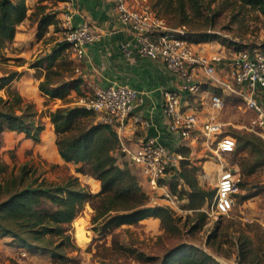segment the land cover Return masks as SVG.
<instances>
[{"label":"trees","instance_id":"1","mask_svg":"<svg viewBox=\"0 0 264 264\" xmlns=\"http://www.w3.org/2000/svg\"><path fill=\"white\" fill-rule=\"evenodd\" d=\"M27 0H0V55L7 44L12 42L17 27L29 18ZM46 0H38L34 14H37V37L40 38L50 25H58V13L48 9ZM157 4V5H156ZM164 5V12L174 14L179 24H184L191 17H207L210 24L223 12L231 10L235 18H243L248 12H256V16L264 17V0H156L153 5ZM152 5V7H154ZM189 43L221 39L216 33L193 34L184 32ZM233 52L253 51L262 48L242 49L227 42ZM68 50L66 42H57L51 51L37 58L31 68L44 69L43 79L39 81L40 93L51 99H65L70 91L78 97L85 95L89 88L82 89L80 77L69 75L61 77L63 53ZM68 54V52H67ZM67 59V58H66ZM67 64L73 68L70 58ZM13 72L0 77V88L7 86L6 96H0V135L6 131L24 133L34 142L40 140L44 130L42 115L36 111L34 104L25 101L17 91L8 84L17 77ZM242 99V98H241ZM243 101V99H242ZM244 104V101H243ZM255 114L253 109L249 110ZM94 112L82 105L62 106L45 111L49 117L56 136L55 145L59 157L66 163L78 165L76 172L91 176L99 183V190L91 193L87 186L80 184L77 177H69L65 182L49 181L39 174L28 163H22L15 169L7 171V164L0 159V238H8L10 246H17L28 252L47 253L48 259L64 263L68 257L65 248L71 244L68 225L80 214L84 203L91 202L94 210L92 229L94 232L106 233L113 227L136 224L148 217L161 219V228L165 231L176 230L177 219L168 206L152 204L151 198L143 190L138 177L128 164H119L116 152L120 153V141L114 126L93 117ZM255 116V115H254ZM238 146L234 152L249 149L251 159L242 158L241 175L253 174L264 166V139L253 133L234 132ZM231 136V135H230ZM234 138V137H233ZM235 139V138H234ZM236 142V139H235ZM183 145L176 151L181 155L179 165L170 172L169 187L166 190L171 197L186 199V208L194 211L197 222L193 230L201 229L207 218L202 210L206 202H211L214 190L204 189L198 182L200 170L182 151ZM233 152V153H234ZM199 172V173H198ZM238 187L243 183L239 182ZM241 185V186H240ZM179 188V189H178ZM243 195L242 200L255 196ZM43 200L59 204L57 210L49 213L40 212L38 206ZM99 222V226L95 225ZM216 232L211 234L215 237ZM56 239V240H54ZM238 264H248L251 252V241L246 234H240L236 242ZM252 260H250L251 262ZM11 264H17L11 260ZM159 264H222L213 256L194 246L180 244L160 258Z\"/></svg>","mask_w":264,"mask_h":264},{"label":"rangeland","instance_id":"2","mask_svg":"<svg viewBox=\"0 0 264 264\" xmlns=\"http://www.w3.org/2000/svg\"><path fill=\"white\" fill-rule=\"evenodd\" d=\"M155 1L147 0L151 7ZM26 2L29 7L27 14L32 15L18 25L13 41L8 43L1 53L0 77H5L13 72L18 73L17 77L8 84V87L17 91L25 101L34 104L38 114L42 115L44 134L47 136L50 120L48 116L44 115L45 111L62 106H73L76 100L73 99V95L72 97L69 95L75 94V92L70 91L65 99L61 100L45 97L38 90L39 81L43 79L45 70L31 68V64L37 58L48 54L53 46L60 41V21L57 26H48L42 37L38 38L36 35L38 15L33 13L38 0H27ZM54 5L53 2L47 3L48 9L51 11L54 10ZM156 5H153L152 8L164 20L168 31L181 29L183 32L193 34L216 33L220 35L221 39L232 43L233 46L249 50L256 47L264 49V17L260 15L255 17L257 13L254 11L248 12L243 18H235L231 10H226L211 24L207 17H191L181 25L174 14L164 12L162 9L164 5ZM217 41L222 43L220 39ZM227 42L224 45H227ZM62 56L64 60L60 68L62 75L53 77L54 80L66 79L69 75L76 76L78 73L71 65L67 64L68 54L66 51ZM6 88L7 86L0 88V96L4 99L7 98ZM216 93L224 101V107L219 112L223 124L222 133L234 137L236 147L238 141L234 132L257 134L256 132L261 131V129L250 127L253 116L249 110H244L241 98L234 100L230 95H223L218 91ZM96 116L97 114L94 113L93 117L96 118ZM197 133L198 138L194 148H189L188 141L184 140L178 144V147L185 146L182 151L200 170V173L198 172L200 174L199 184L206 190H214L211 202H206L202 207L207 218L201 229H192V226L197 222L196 213L186 208V199H180L178 194H175V199L167 198L163 193L160 194L157 191L154 193L155 190L147 188L149 197L154 194L152 195L153 199L150 197L152 204L168 206L173 211L174 217L177 219L174 231L162 229L160 218L148 217L136 224L113 227L106 233L94 232L92 229L94 210L92 203L86 202L80 214L68 225V233L71 236V244L65 248L68 259L64 263L54 262V264H159L160 258L167 251L180 244L203 250L222 264H238L236 242L241 233L246 234L251 241L248 264H264V166L256 169L253 174L242 176L240 164L244 162L242 158L246 162L251 159L249 149H244L241 152L235 151L231 154H217L214 150L216 139L206 142L201 132ZM50 141L49 136L46 137L42 146V144H37L26 137L24 133L6 131L0 135V159L7 164V171L15 169L22 163H28L34 168L36 174L49 181L62 183L70 176H75L80 184L88 187L91 193L97 192L99 190L98 181L91 176L76 172L78 165L59 162L57 160L58 152L52 148L55 141L53 139L51 143ZM222 167L234 170L239 175V182L243 183L236 194L232 210L224 216L215 214L213 210L218 170H221ZM170 178L168 175L163 180V185L169 187ZM255 193L256 195L252 198L241 199L243 195ZM37 208L42 213L54 210L48 200H43ZM95 225L99 226V222ZM77 227L82 228L85 234L86 238L83 243L79 242L75 236ZM213 232H216L214 238L211 237ZM13 247L0 238V264H11V260L16 261L17 264H53L46 257L47 253H33L27 250L21 252ZM250 260L252 261L250 262Z\"/></svg>","mask_w":264,"mask_h":264},{"label":"built area","instance_id":"3","mask_svg":"<svg viewBox=\"0 0 264 264\" xmlns=\"http://www.w3.org/2000/svg\"><path fill=\"white\" fill-rule=\"evenodd\" d=\"M63 1L46 0L45 2L55 3L53 11L61 13L60 41L68 44L67 52L73 60L80 61L84 54V46L92 43L96 35L87 24L72 25V15L67 9L68 5H64V10L58 7V3ZM112 1L118 18L129 24L134 32V46L137 52L152 60H160L169 72L181 80L179 91L164 93L163 112L169 121L170 131L180 140L197 137L199 131L197 113L184 109L182 92L191 94L203 92L202 84L194 80L192 69L202 68L213 78L215 72L213 63H219L223 59L218 55L204 56L193 50L191 44L184 38L183 30L168 31L164 20L157 15L147 0H135L132 8L126 5V0ZM125 52L128 54L127 49ZM227 60L232 82L235 86H239V90L237 91L232 84H220L230 93L242 96L244 110L255 111L250 127L261 129L256 133L264 139V111L256 105L253 97L257 88H264V52L236 51ZM88 86L89 91L78 97V104L99 115L103 122L116 127L121 125L124 119L131 117L133 123L143 127L147 125L143 118L132 113L137 100V91L133 88L125 85H110L104 88ZM209 105L211 111L201 123L200 132L206 142L216 139L214 150L217 154H231L235 150L236 142L232 136L222 133L223 124L219 117L224 101L219 94L213 92L209 95ZM129 158L138 167L148 186L156 190L161 187L159 181L178 167L181 155L175 149L149 137L129 153ZM239 179V175L230 168L222 167L218 171L213 200L215 214L224 216L232 210L239 190ZM163 195L167 198L171 197L167 191Z\"/></svg>","mask_w":264,"mask_h":264},{"label":"crops","instance_id":"4","mask_svg":"<svg viewBox=\"0 0 264 264\" xmlns=\"http://www.w3.org/2000/svg\"><path fill=\"white\" fill-rule=\"evenodd\" d=\"M64 5H68L67 9L72 15V25L87 24L96 35L92 43L84 46V54L80 61L73 60L68 54V58L75 62L73 69L79 70L76 76L82 79L83 83L80 88L83 89L84 86L87 88L88 85L103 88L110 85H125L137 91V100L132 113L143 118L147 125L144 127L137 125L133 123L131 117L124 119L121 125H117L115 129L120 141V153L116 152L115 156H117L119 164L123 162L128 164L132 172L138 177L143 190L148 194L147 188L150 187L140 174L138 167L130 161L129 153L133 152L143 140L149 137L175 150L178 148V144L183 141L170 131L169 121L163 112L164 93L173 90L179 91L181 80L169 72L160 60H152L137 52L134 46V32L129 24L118 18L113 9L112 0H64L58 3V7L63 10ZM126 5L132 8L135 5V0H126ZM57 16L61 22V13H58ZM190 44L192 49L201 55H218L223 59L219 63H213L215 68L213 78L208 76L202 68L192 69L194 80L202 84L203 92L198 94L182 92L184 109L188 112L197 113L198 130L200 131L201 123L206 120L211 111L209 105L211 93L218 91L223 95H230L234 100H238L242 96L230 93L220 84H232L237 91L239 90V86H235L232 82L230 67L227 64V59L231 58L234 53L231 48L217 40ZM125 49H127L128 54H126ZM242 91L245 92V90ZM72 95L73 99L76 100L73 104H78L76 92L69 96L72 97ZM253 97L256 105L264 111V88H257ZM251 113L252 116L255 115L253 112ZM96 119L102 121L99 115L96 116ZM48 123L47 136L44 134V129L40 134V140L37 142L42 146L48 136L51 140L50 143L52 139L55 141L52 125L50 122ZM197 138L198 136L184 141H188L187 146L192 149ZM52 148L57 151L55 145ZM57 160L65 163L59 157ZM166 189V186H161L153 192L156 193L157 191L162 194ZM50 203L54 210L59 208V204ZM4 240L7 241L8 238H4ZM13 248L21 252L25 251L22 248Z\"/></svg>","mask_w":264,"mask_h":264},{"label":"bare ground","instance_id":"5","mask_svg":"<svg viewBox=\"0 0 264 264\" xmlns=\"http://www.w3.org/2000/svg\"><path fill=\"white\" fill-rule=\"evenodd\" d=\"M75 236L77 238V240L81 243H83L85 241V234L83 232V229L80 228V227H77L76 230H75ZM88 238V236H87Z\"/></svg>","mask_w":264,"mask_h":264}]
</instances>
